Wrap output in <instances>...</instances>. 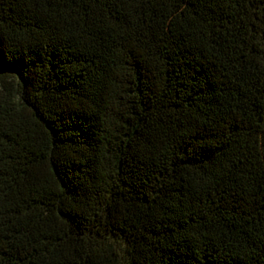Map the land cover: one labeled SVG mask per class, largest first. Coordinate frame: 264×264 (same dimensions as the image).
<instances>
[{"label": "trees", "instance_id": "trees-1", "mask_svg": "<svg viewBox=\"0 0 264 264\" xmlns=\"http://www.w3.org/2000/svg\"><path fill=\"white\" fill-rule=\"evenodd\" d=\"M0 264H264V0H0Z\"/></svg>", "mask_w": 264, "mask_h": 264}]
</instances>
